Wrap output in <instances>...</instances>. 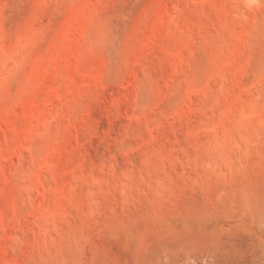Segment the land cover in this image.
<instances>
[{"label":"rangeland","instance_id":"374dc122","mask_svg":"<svg viewBox=\"0 0 264 264\" xmlns=\"http://www.w3.org/2000/svg\"><path fill=\"white\" fill-rule=\"evenodd\" d=\"M0 264H264V0H0Z\"/></svg>","mask_w":264,"mask_h":264},{"label":"bare ground","instance_id":"6f19581e","mask_svg":"<svg viewBox=\"0 0 264 264\" xmlns=\"http://www.w3.org/2000/svg\"><path fill=\"white\" fill-rule=\"evenodd\" d=\"M248 1V0H247ZM252 1V0H251ZM254 3V2H253ZM256 3V2H255Z\"/></svg>","mask_w":264,"mask_h":264}]
</instances>
